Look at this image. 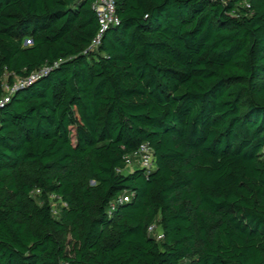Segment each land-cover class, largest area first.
<instances>
[{
    "label": "trees",
    "instance_id": "trees-1",
    "mask_svg": "<svg viewBox=\"0 0 264 264\" xmlns=\"http://www.w3.org/2000/svg\"><path fill=\"white\" fill-rule=\"evenodd\" d=\"M94 1L0 0V264H264V0Z\"/></svg>",
    "mask_w": 264,
    "mask_h": 264
},
{
    "label": "built area",
    "instance_id": "built-area-1",
    "mask_svg": "<svg viewBox=\"0 0 264 264\" xmlns=\"http://www.w3.org/2000/svg\"><path fill=\"white\" fill-rule=\"evenodd\" d=\"M221 2H228L229 0H219ZM92 8L97 13L100 30L96 37L94 38V42L90 45L89 49L94 50L97 48L99 43L101 42L104 33L112 26H116L120 23V18L117 15L116 11V2L115 0H95L92 4ZM88 49V50H89ZM48 71L44 69L42 72ZM40 75H33L30 78L20 80L19 84L16 86H23L31 83L32 80L36 79ZM14 90V88L12 89ZM9 101V95H5L2 100H0V105ZM126 168L123 170L124 172L132 171L135 169H143L147 172H151L156 169V159L154 155L153 148L149 143L142 144L137 150L132 153H129L125 157ZM130 200V194L123 193L117 199H114L110 203L109 214L112 215L113 211L117 207L119 203L127 202ZM150 232L154 234L157 239H162L164 234L162 231L156 228V225H152L149 228Z\"/></svg>",
    "mask_w": 264,
    "mask_h": 264
},
{
    "label": "rangeland",
    "instance_id": "rangeland-1",
    "mask_svg": "<svg viewBox=\"0 0 264 264\" xmlns=\"http://www.w3.org/2000/svg\"><path fill=\"white\" fill-rule=\"evenodd\" d=\"M5 81H6V86H5L6 92L9 93L10 91H12L13 88H11V86L7 84L8 83L7 78L5 79ZM15 81H16V84L20 83L19 78H15ZM50 201H51L54 209H58V210L60 209L59 207H61V205H62V200L60 198L56 197L55 195H52L50 198Z\"/></svg>",
    "mask_w": 264,
    "mask_h": 264
}]
</instances>
